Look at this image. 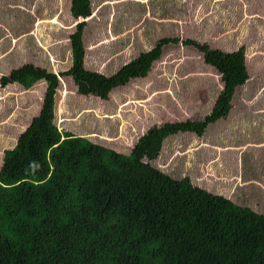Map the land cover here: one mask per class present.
<instances>
[{
    "label": "trees",
    "instance_id": "obj_1",
    "mask_svg": "<svg viewBox=\"0 0 264 264\" xmlns=\"http://www.w3.org/2000/svg\"><path fill=\"white\" fill-rule=\"evenodd\" d=\"M78 21L91 0H71ZM86 21L70 36L71 68L61 74L27 63L1 78L4 87H46L41 112L4 150L0 162V264H264V213L195 186L190 174L157 167L165 142L178 133L203 136L225 119L234 95L249 80L245 47L234 52L193 41L223 89L201 121L153 125L129 154L62 131L56 124L59 77H70L82 96L108 100L118 87L148 75L164 47L112 75L85 67Z\"/></svg>",
    "mask_w": 264,
    "mask_h": 264
},
{
    "label": "rangeland",
    "instance_id": "obj_2",
    "mask_svg": "<svg viewBox=\"0 0 264 264\" xmlns=\"http://www.w3.org/2000/svg\"><path fill=\"white\" fill-rule=\"evenodd\" d=\"M91 7L83 35L88 70L112 75L161 39L179 41L164 47L146 77L116 88L108 100L82 96L72 78L59 77L57 126L129 154L153 125L211 113L221 76L186 41L225 52L244 46L249 80L229 116L203 136H170L157 167L190 174L195 186L264 213V0H91ZM70 8L71 0H0V162L41 112L47 87H4L1 78L27 63L58 75L71 68L77 21Z\"/></svg>",
    "mask_w": 264,
    "mask_h": 264
},
{
    "label": "water",
    "instance_id": "obj_3",
    "mask_svg": "<svg viewBox=\"0 0 264 264\" xmlns=\"http://www.w3.org/2000/svg\"><path fill=\"white\" fill-rule=\"evenodd\" d=\"M81 20H82V21H85L83 18H80V19H79V22H80ZM77 24H78V22H77Z\"/></svg>",
    "mask_w": 264,
    "mask_h": 264
},
{
    "label": "clouds",
    "instance_id": "obj_4",
    "mask_svg": "<svg viewBox=\"0 0 264 264\" xmlns=\"http://www.w3.org/2000/svg\"><path fill=\"white\" fill-rule=\"evenodd\" d=\"M77 22L79 23V20Z\"/></svg>",
    "mask_w": 264,
    "mask_h": 264
}]
</instances>
